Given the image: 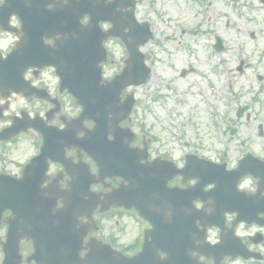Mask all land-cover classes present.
Segmentation results:
<instances>
[{
	"label": "flooded vegetation",
	"instance_id": "1",
	"mask_svg": "<svg viewBox=\"0 0 264 264\" xmlns=\"http://www.w3.org/2000/svg\"><path fill=\"white\" fill-rule=\"evenodd\" d=\"M16 41L15 35L0 28L2 54ZM107 53L102 74L111 78L122 69L124 58L116 61L108 47ZM254 71L255 78L262 75L264 81V72ZM24 78L26 89L31 86L42 97L10 92L0 83V264H63L62 226L68 213L76 214L78 226L85 230L83 239L75 242L76 264H114L119 257L125 264H146L147 254L162 259L174 251L185 253L189 264L195 255L189 207L201 208L211 202L195 199L189 188L195 183L192 168L185 176L180 174L186 155L193 151L179 152L171 144L176 138L165 141L146 134L132 118L119 122L116 135L103 136L102 142L95 136L84 149L81 138L95 122L78 120L81 106L60 86L55 70L30 68ZM129 91H121L120 103ZM15 117L30 127L11 135L3 132ZM245 180L249 183L241 188L254 192L256 180ZM72 189L81 192H71L68 198ZM84 189L91 196L82 194ZM209 189L207 185L204 191ZM84 199L86 211L82 209ZM70 201L79 206L68 209ZM101 206L107 209L100 211ZM257 232L264 235V227L254 225V231L242 240L264 259V236L256 245L248 241ZM200 260L213 264L204 257ZM223 261L227 264L230 259Z\"/></svg>",
	"mask_w": 264,
	"mask_h": 264
},
{
	"label": "rangeland",
	"instance_id": "2",
	"mask_svg": "<svg viewBox=\"0 0 264 264\" xmlns=\"http://www.w3.org/2000/svg\"><path fill=\"white\" fill-rule=\"evenodd\" d=\"M136 17L149 21L154 34V39L142 48L149 55L152 73L145 86L135 89L138 102L132 117L137 125L165 141L183 135L197 154L226 161L229 167L246 151L264 155V89L257 91L260 84H255L252 68L243 76L235 70L244 58L264 72L260 54L264 49V3L137 0ZM179 32H184L182 41L177 39ZM251 32L256 34L255 42L249 38ZM215 34L223 40L221 52L212 48ZM109 47L119 60L122 48L115 42ZM188 64L196 70L180 77L179 70ZM239 106L247 107L241 119L235 116ZM181 140L171 143L178 146L179 152L187 149ZM252 231V227L238 228L240 234Z\"/></svg>",
	"mask_w": 264,
	"mask_h": 264
},
{
	"label": "water",
	"instance_id": "3",
	"mask_svg": "<svg viewBox=\"0 0 264 264\" xmlns=\"http://www.w3.org/2000/svg\"><path fill=\"white\" fill-rule=\"evenodd\" d=\"M21 1V4L26 6L24 0H6V10H10L15 7V3ZM29 7L32 9V13L17 12L22 20V26L24 31H37V32H77L82 30L80 20L85 14L89 15V22L87 26H93L97 24L99 19H108L114 26L109 31L112 36H122L118 31L123 27L128 26L129 36L134 41L128 46L130 49V61L133 66L128 67L118 75L111 84H117L124 82L125 84H140L146 81L149 77V68H144L141 72H134L137 70L135 61L142 59V55L138 52V45L144 44L148 38L152 36L149 31V26L144 23L142 26L135 25L134 23V1L130 0L127 5L131 6V10L126 13L127 20L119 19V12L110 10L117 5L121 6L122 0H112L107 5L100 4L95 0H28ZM65 1V2H64ZM48 5H52L53 9H47ZM126 4L123 6H127ZM0 10V26H8L7 21L10 13L5 12V6ZM95 27V26H94ZM88 28V27H87ZM32 36L26 35L24 39L19 43L18 48L14 52V56L18 57L20 63L26 61L27 64L41 67L42 65L52 64L54 61L60 59L62 55H83L84 52L80 50L81 46L94 47L95 42L84 37H71L68 36L65 41L55 43V47L46 46L43 43V35H38L37 39L39 43H30ZM36 38V37H35ZM69 50V51H66ZM21 69V68H20ZM93 81H98L99 74L93 76ZM211 168V175H217L218 171L213 164L209 165ZM220 167H224L221 165ZM249 171V167L243 166L242 161L239 162L238 168L234 171L239 177ZM215 183V182H214ZM249 206L243 205L236 209L238 212L237 220H246L250 222L248 218H242L239 215L247 211ZM234 211V210H233ZM210 224L220 225L216 221H212V214ZM222 243L218 244L215 248H220Z\"/></svg>",
	"mask_w": 264,
	"mask_h": 264
}]
</instances>
